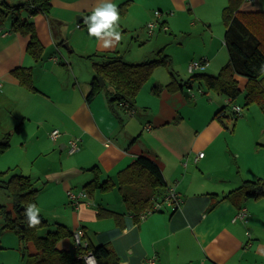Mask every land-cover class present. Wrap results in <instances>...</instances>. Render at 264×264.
I'll use <instances>...</instances> for the list:
<instances>
[{"label":"crops","instance_id":"crops-1","mask_svg":"<svg viewBox=\"0 0 264 264\" xmlns=\"http://www.w3.org/2000/svg\"><path fill=\"white\" fill-rule=\"evenodd\" d=\"M127 1L111 0L117 8ZM130 1L127 12L120 18L121 40L109 49L89 36L84 21L77 22L78 15L92 14L98 0H50L47 15L30 17L45 48L39 61L27 53L28 37L14 32L11 26L3 27L0 100L8 105L15 121L21 120L19 125L36 124L38 140L50 143L39 154L53 159V143L62 151L55 156L56 168L49 166L37 175L36 180L41 178L43 183L36 186L39 215L53 226L64 224L71 232L84 229L88 242L109 245L124 264H148L149 259L154 264H257L248 258L251 252L263 264L264 197L223 198L243 181L264 177V116L256 110L248 112L240 128H250L253 137L247 147H234L225 122L215 118L217 112L199 125L196 116L184 111L188 104H198V99L187 100L184 91L165 89L156 95L153 87H144L134 103V115L118 104L111 105L102 96L103 90L92 101L86 100L94 76L93 64L87 57L117 51L124 33L136 30L138 25L144 26L149 37H154L156 33L149 34L147 23L155 19L156 10L163 12V22L173 30L184 32L186 25L196 26L193 18L202 21L199 29L205 37L203 49L193 52L190 62L204 61L207 68H212L211 75L229 62L225 31L214 29L212 21L199 13L208 0ZM18 2L11 0V4ZM241 9L258 10L246 4ZM126 21L130 24L126 25ZM65 44L74 55L61 51ZM18 67L32 68L36 92L22 86L13 75ZM236 79L244 90L247 79L241 76ZM221 96L224 98L220 94L208 101L209 116L221 105ZM231 100L227 97L224 103ZM253 118H258V122ZM1 120L0 115V123ZM237 128L238 125L233 132ZM56 129L62 135L54 140L51 133ZM72 139L79 140L74 153H70ZM200 152L204 157L198 158ZM139 156L151 158L162 171L166 187L158 190V196L164 197L169 187H175L182 199L180 207L164 206L136 222L122 196H99L98 191H102L95 190L81 199L78 207L71 202L68 191H84L85 184L96 175L93 167L98 166L101 181L111 179L116 187L119 172ZM156 191L150 190L153 194ZM43 193L46 196L41 198ZM241 207L248 211V223L237 218ZM110 211L117 215L109 216ZM58 247L76 254L72 236L62 239ZM27 248L29 254L36 253L33 243Z\"/></svg>","mask_w":264,"mask_h":264},{"label":"trees","instance_id":"trees-1","mask_svg":"<svg viewBox=\"0 0 264 264\" xmlns=\"http://www.w3.org/2000/svg\"><path fill=\"white\" fill-rule=\"evenodd\" d=\"M243 1L245 0H229V4L223 10L226 28L224 41L229 52V62L219 73L217 75L195 73L183 84L173 81L166 86H155V94L161 93L164 89L170 92H185L186 88H191L194 82L199 81L209 91H215L235 101L241 94L236 76H241L247 79L244 90L245 107L257 104L264 114V10L244 11L241 9ZM130 3L129 0L118 8L121 15L127 12ZM50 9V0H29L23 4H10L6 0H1L0 35L4 31L3 24L6 18L11 14L14 19L12 30L29 38L27 53L35 61L41 60L45 48L30 17L40 13L47 15ZM24 11L28 14L27 18L22 16ZM157 56L142 63L125 61L119 51L97 52L88 56L93 64L94 76L86 100L92 101L110 85L107 90L108 102L111 105L128 104L129 108L133 109L137 95L152 76L154 69L160 65L171 66V59L169 55L163 54V50L158 51ZM12 73L22 86L36 92L32 68L18 67ZM100 77L105 80L103 87L100 85ZM232 115L236 119L239 117L234 112ZM226 116H228L226 107H223L217 111L215 118L223 122ZM9 146L10 133H6L0 139V151H6ZM91 170L96 172V175L84 186L88 195L95 190L107 192L115 187L116 183L111 179L100 180L98 166ZM0 187L7 190L12 197L16 212L14 216L1 207L5 221L4 229L14 231L25 245L33 243L36 248L35 254H28L26 264H85L80 256L89 252L96 257L98 264H120L119 256L107 244L94 245L88 242L85 248L77 249L76 254L59 248L58 243L62 239L73 235L64 224L57 223L53 226L39 215L41 223L35 228L29 227L25 210L29 204H37L39 191L31 177L14 173L12 169L0 171ZM118 187L134 221L140 222L141 214L150 209L154 201L163 198L158 196V190L166 187V181L154 160L147 156H139L133 164L119 172ZM147 187L157 191L154 194L146 192ZM234 197L245 199L264 197V177L243 181L223 199ZM108 215L116 216L117 213L110 211Z\"/></svg>","mask_w":264,"mask_h":264},{"label":"rangeland","instance_id":"rangeland-1","mask_svg":"<svg viewBox=\"0 0 264 264\" xmlns=\"http://www.w3.org/2000/svg\"><path fill=\"white\" fill-rule=\"evenodd\" d=\"M6 1L11 4V0ZM24 1L26 0H20V2L17 4H23L25 3ZM243 2V5L246 4V7H255L258 10H264V0ZM228 4L229 0H208V3L200 8L199 13L212 21V27L214 29L223 32L225 31L223 10ZM22 16L27 18V12L24 11ZM120 18H122L121 14ZM13 21L14 19L10 14L6 18L3 27L7 28L11 26ZM191 21L196 26L190 27L189 25H186V30H184V32L173 30L168 27V32L164 33V31L157 30L155 36L152 38L149 37L147 30H144V26L140 25L137 26L136 30L127 31L124 33L123 43L117 51H119L124 56L126 61L138 63L139 61L146 59V61L153 60L158 57L157 54L160 50H163V54L169 55L171 59V66L168 67L160 65L154 69L152 76L145 83L139 93H141L143 88L147 86L153 87L154 91L155 86H166L168 83L173 81L183 83L188 80L191 75H193L188 71V64L191 60L189 56L193 52L199 53L200 50L203 49L205 37L204 34L200 33L199 29V27L202 26V21L196 18H193ZM76 24L77 22H75V26ZM125 24L129 25L130 23L126 21ZM61 51L68 56L74 55L69 53L67 47H62ZM90 64L92 65L91 61ZM211 69V67L207 68L206 63L205 69L196 73L210 74ZM220 70L221 68L219 70H214V72H212L213 75H217ZM80 71L83 73L84 69L81 68ZM241 85L243 86V84ZM109 88L110 85H107V87L101 92L102 96L107 98V90ZM244 90L242 88L240 96H238L235 101L228 102L226 104L224 102L225 100L227 101V97L224 96L223 98L221 96V98H223L221 101L222 106H218L214 110L212 116H209L211 110L208 107V101L210 99H214V97H220V94L214 91H209L203 83L196 81L193 83L191 88L185 89V93H189L190 95L189 99L186 98L187 100L195 101L198 99V104L196 106H191V104H188L187 109L184 111L192 116H196L197 120L195 122L201 125L208 121V117H213V115L221 107H226V113L228 116L223 118V122H225L227 126L226 131L229 140L234 141V147H247L249 140L253 137L252 130L247 126L241 129V121L244 120L245 116L251 110H256L261 114V116L264 115L257 104H251L250 106L245 107ZM235 105L241 106L243 108L244 114L240 117H237V119L232 115L233 106ZM0 115L2 117V122L0 123V139L6 133H10L9 148L4 152L0 151V171H8L12 169L14 172L22 173L25 176H30L33 180H35L36 186L41 187L43 183L41 178L36 180L38 177L37 175L43 173L49 168V166H52V168L57 167L58 159H56L55 156L62 152L60 151V147L57 145V143L51 144L55 149V151H53V159L52 157L42 156V154H39V152L47 149L50 146V143L38 140V136L36 134V124L27 122L26 124L19 125L21 120L15 121L14 117L10 114V111L8 112V105L4 104L2 100H0ZM253 120L258 122L259 119L253 118ZM237 125V131L233 132L234 127ZM230 146L232 147V145ZM148 191L150 192L149 187L146 189V192ZM98 195H103L105 197L116 196V198L118 196V198H121V192L118 186L114 187L111 191H98ZM44 196L46 195L43 193L41 198ZM44 203H47V201ZM1 207H4L6 211L11 212L14 216L16 215L12 197L7 190L0 187V264H26L27 256L29 254L27 248L28 244L25 245L14 231L10 229H4L5 221ZM255 257L256 255L253 254V252L249 253L248 258L253 262L257 261V264H260L259 259ZM245 264L248 263L246 262Z\"/></svg>","mask_w":264,"mask_h":264},{"label":"built area","instance_id":"built-area-1","mask_svg":"<svg viewBox=\"0 0 264 264\" xmlns=\"http://www.w3.org/2000/svg\"><path fill=\"white\" fill-rule=\"evenodd\" d=\"M245 1L250 2L252 0H245ZM154 15H155V19L151 20L147 23V28H148L149 34L154 35L157 30L168 31V27L163 22V19H162L163 12L160 10H156ZM55 61H58V58H55ZM205 67H206V63L204 61H191L188 64V71L191 74H195L198 71L204 70ZM230 102H232V100ZM120 106L124 107L125 110L130 115L135 114V110L132 108H129L128 104H120ZM233 112L237 116L240 117L243 115V108L241 106L235 105V106H233ZM61 135H62V133L58 129L54 130L51 133V137L54 140L59 138ZM78 143H79L78 139H72L70 141V153H74L77 151ZM202 157H204V153L200 152L198 154V158H202ZM68 196H69L71 202L76 207H78L81 204V199L86 198L88 196V193L85 190L78 192V193L70 190V191H68ZM181 203H182V199L178 195L176 188L175 187H169L166 195L163 198H160V199L154 201L153 206L150 209L146 210L144 213H142L140 216V219L144 220L148 215H150L153 212L160 211L164 206H172V207L178 208V207H180ZM237 218L239 220L243 221L244 223H248L249 222V219H248L249 215H248L247 209L246 208L240 209L239 212L237 213ZM72 237L74 240L75 250H77L79 248H85L88 245V241L86 240V233H85L84 229L79 228V229L75 230L73 232ZM88 257H94L95 258V264H98V261H97L96 257L92 254V252H89V253H86V254L80 256V258H82L84 260L85 264H86V259ZM148 264H154V260L149 259Z\"/></svg>","mask_w":264,"mask_h":264},{"label":"clouds","instance_id":"clouds-1","mask_svg":"<svg viewBox=\"0 0 264 264\" xmlns=\"http://www.w3.org/2000/svg\"><path fill=\"white\" fill-rule=\"evenodd\" d=\"M88 34L95 37L105 49L114 47L121 40L120 13L111 0H98L92 14L84 18ZM28 226L35 228L41 223L39 209L35 204H29L25 210ZM86 264H95L94 257H88Z\"/></svg>","mask_w":264,"mask_h":264},{"label":"water","instance_id":"water-1","mask_svg":"<svg viewBox=\"0 0 264 264\" xmlns=\"http://www.w3.org/2000/svg\"><path fill=\"white\" fill-rule=\"evenodd\" d=\"M84 18H85L84 15H78V16H77V22H78V23L83 22V21H84ZM65 47H67L66 44H65ZM99 81H100V85L103 87V86L105 85V80H104L102 77H100V78H99ZM185 97H186L187 99H189V98H190L189 93H185ZM120 264H124V263H120Z\"/></svg>","mask_w":264,"mask_h":264}]
</instances>
